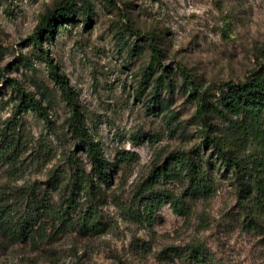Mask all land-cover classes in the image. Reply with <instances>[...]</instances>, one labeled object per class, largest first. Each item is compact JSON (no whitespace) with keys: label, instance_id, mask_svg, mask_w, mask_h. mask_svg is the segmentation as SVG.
<instances>
[{"label":"rangeland","instance_id":"1","mask_svg":"<svg viewBox=\"0 0 264 264\" xmlns=\"http://www.w3.org/2000/svg\"><path fill=\"white\" fill-rule=\"evenodd\" d=\"M60 1L0 0V131L15 129L24 145L20 160L0 163V197L11 200L18 187L32 185L63 210L70 153L76 150L88 165L68 130L71 111L45 55L75 93L85 127L105 159L113 163L123 151L139 158L110 168L104 234L87 237L70 230L38 247L0 234V264H191L187 249L194 244L204 246L210 264H264V237L245 226L230 175L216 173V194L195 201L186 217L164 204L148 226L119 207L132 203L142 213L147 193H141L153 169L163 166L173 151H202L196 105L177 65L203 86L241 82L264 65V0H89V22L81 17L83 5L78 3L75 16L36 47L32 35ZM136 33L157 38L170 75L165 86L154 89L158 69L141 90L150 50ZM13 81L46 108L49 128L34 112H17L19 96L9 87ZM137 138L143 142L138 144ZM212 164L214 172H223ZM183 188L178 182H162L155 191L177 196ZM81 208L82 201L76 214Z\"/></svg>","mask_w":264,"mask_h":264},{"label":"trees","instance_id":"2","mask_svg":"<svg viewBox=\"0 0 264 264\" xmlns=\"http://www.w3.org/2000/svg\"><path fill=\"white\" fill-rule=\"evenodd\" d=\"M78 3L83 5L81 17L89 22L93 14L89 0H61L43 17L32 35L33 44L41 47L42 40L52 38L62 21H70L75 16ZM136 36L146 42L150 50V63L143 74L141 90L150 84L158 69L161 75L154 80V89L165 86L170 75L162 65L164 56L157 38L150 35L143 39L139 33ZM45 62L70 108L68 130L77 149L86 153L88 165L76 150L70 153V171L65 179L68 195L63 210L55 209L48 199L40 197L32 185L18 187L11 200L0 197V234L10 241L30 242L37 247L55 242L70 230L87 237L104 234L102 211L109 198L110 168L128 165L139 158L135 152L123 151L115 155L113 163L105 159L100 145L93 141L85 127L75 93L66 78L58 73L47 55ZM177 72L196 105L195 118L202 129V151H173L167 155L163 166L153 169L151 181H146L142 189L141 194L147 193L143 197L146 203L142 213H136L132 203L119 207L131 220L145 222L148 226L153 224L156 212L164 204H170L176 215L186 217L195 201L208 200L216 194V173L222 178L230 175L235 186L236 205L245 226L264 237V65L241 82L227 81L208 86H203L180 65H177ZM9 87L19 96L17 112L32 111L49 128L51 121L41 102L22 91L15 81ZM136 140L138 144L143 142V138ZM23 151L22 137L15 129L7 133L0 131V163H15ZM213 162L223 169L222 173L214 172ZM162 182H178L184 188L179 195L168 196L155 191ZM57 185L58 181L53 177V186ZM81 201V211L76 214ZM187 259L191 264H210L211 260L201 244L188 247Z\"/></svg>","mask_w":264,"mask_h":264}]
</instances>
